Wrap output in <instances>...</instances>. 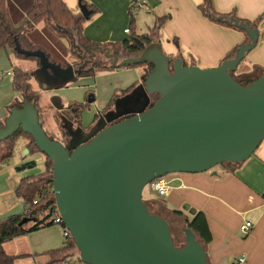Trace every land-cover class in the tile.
I'll list each match as a JSON object with an SVG mask.
<instances>
[{
  "label": "water",
  "instance_id": "1",
  "mask_svg": "<svg viewBox=\"0 0 264 264\" xmlns=\"http://www.w3.org/2000/svg\"><path fill=\"white\" fill-rule=\"evenodd\" d=\"M79 6L87 18L90 10L81 0ZM226 22L247 30L250 41L210 68L186 65L180 57L171 63L159 41L123 59L110 48L95 47L116 69L153 64L140 87L145 103L127 106L68 146L47 135L39 109L29 100L12 108L0 125V141L21 129L53 161L56 206L80 263L210 264L191 229L184 230L186 244L175 246L169 222L150 211L143 194L158 177L243 162L264 140V74L246 86L231 75L256 46L259 31L235 18ZM89 62L73 72L80 74ZM42 63L63 68L46 59ZM29 221L25 217L21 224Z\"/></svg>",
  "mask_w": 264,
  "mask_h": 264
},
{
  "label": "crops",
  "instance_id": "2",
  "mask_svg": "<svg viewBox=\"0 0 264 264\" xmlns=\"http://www.w3.org/2000/svg\"><path fill=\"white\" fill-rule=\"evenodd\" d=\"M33 1L8 0L15 25L22 24L26 11ZM65 1L74 13H81L79 0ZM88 1L97 7V12L85 22V35L95 41L109 42L122 40L125 35L130 34L126 33L125 29L129 28L127 24L130 25L132 20L129 14L132 1H137L136 8H155L157 12L162 7L176 6L186 19V32L189 34L186 47L195 55L191 54V65L209 68L218 66L222 58L246 38L243 30L205 17L197 6L198 1L201 3L203 0ZM212 5L217 12H232L241 20L255 21L260 18L256 27L259 31L258 42L247 52L239 70L250 71L254 65L264 68V0H212ZM113 22H119L124 26L120 35L111 30ZM29 35L36 44L45 47L58 63L70 66L59 69L52 66L50 72L45 67H37L31 61L11 58L5 49H0V73H4L2 78L5 79L0 80V120H3L7 114V105L20 100L17 97L20 94L13 90L12 76L6 73L13 70V65L30 73L33 85L41 94L39 104L42 114L46 110L50 114H56L58 108L66 106L72 100H81L85 97L86 88L81 83L83 78L73 72L75 67L71 64L68 39L53 34L43 22L37 24ZM153 39L158 41L156 35H153ZM51 48L59 56L62 55V59L56 57ZM124 68L111 72H120ZM137 69L134 72L133 82L136 86L134 92H131L137 95L138 101L131 102L132 105L126 104L122 110L127 106L138 109L145 103L140 87L149 69L145 66ZM42 98H45V102L41 101ZM104 116L108 118L107 113ZM112 116L114 115L110 117ZM99 122H102V118ZM27 144L28 139L25 137L24 145ZM33 158L26 149L22 152V160L19 164L11 165L10 160L0 164V219L22 214L25 211L22 200L16 194L23 172H18L16 168ZM214 170L216 174L208 170L170 175L168 177L170 190L165 197L168 206L183 210L188 215H193L197 211L206 213L212 232V241L206 247L210 264H232L240 257H245L244 264H264V140L255 153L235 170L225 165ZM247 221L252 222L253 227L245 233L240 226ZM64 240L63 227L56 224L12 239L10 248H16L14 253L5 249L17 258L30 257L35 262L39 257L45 259L48 257L43 264H49L51 258L47 252L63 246Z\"/></svg>",
  "mask_w": 264,
  "mask_h": 264
},
{
  "label": "trees",
  "instance_id": "3",
  "mask_svg": "<svg viewBox=\"0 0 264 264\" xmlns=\"http://www.w3.org/2000/svg\"><path fill=\"white\" fill-rule=\"evenodd\" d=\"M81 2L82 4H85L90 10V14L87 18L82 13H74L65 0H34L32 5L27 9L22 24L17 26L12 20L8 7V0H0V49H5L11 58L36 62L38 67H45L42 63L43 59H46L49 63L58 64V62L51 57L48 50L45 47L36 44L29 35L34 27L40 22H43L47 29L54 34L68 39L70 43V51L72 55L76 56L77 58L74 59V67H78V65L81 64L82 59L74 47L73 38L75 39V43L78 44L84 51L96 46H112L116 54H119L120 51H122L130 56L138 55L148 44L154 41L153 37L148 33L137 34L133 31V24L135 20L132 13V8L137 6V1H132L131 7L129 8V14L132 17V20L129 26L130 34L127 38L111 42L95 41L90 39L84 33V24L97 12V7L94 4L89 3L88 0H81ZM198 7L203 15L209 18L211 21L238 28L246 33L245 40L231 49L222 58L220 63L226 59L234 57L238 48L250 41V36L248 35L247 30L239 28L235 24L230 25L226 22V20L235 18L239 21H244L248 25H251L255 28L257 27L258 21L260 20V18L255 21L241 20L237 18L232 12L219 13L213 7L212 0H203L198 5ZM158 26L159 25L157 24L156 27ZM244 60L245 57L242 62ZM240 65L235 71L231 72V75L244 86L248 85L250 82L264 74V68L261 66L254 65L250 71L241 72L239 70ZM60 66L66 68L64 65ZM69 66L70 65H68V67ZM141 66L148 67L149 71L153 68V64L148 62L125 67L130 68ZM45 68L52 72L50 68ZM115 69L116 68L112 65V63L110 65H103L98 60H96L90 67L84 69L78 75H96V73L99 72L112 71ZM11 76L13 90L20 94V96H18L20 100L13 101L7 105V114L3 120H0V125L4 124L12 108L20 107L24 100H29L34 102L39 109L40 122L43 125L47 135L51 139L59 141L65 146L72 144L74 139H77L76 136L82 137L91 135L96 129V125L98 124L100 118L115 106L116 101L121 96L133 91L136 86V84L133 83L128 88L122 89L121 93L116 91L111 97L107 106L96 116V120L98 121H96V124L93 127H82L80 120V115L85 107L86 101H94L95 96L93 94L87 93L85 101L72 102L64 107L58 108L57 113L53 117H59L61 119V128L63 134L66 137L64 141L50 133V131L43 124L41 118L42 110L39 104L41 94L40 91L37 90L33 85L30 73L18 66L13 65ZM65 124L67 125L66 127ZM19 135L27 136L30 139L27 150L31 155L33 153L40 152L33 137L28 133H24L20 129L12 136L0 141V164L10 160L12 157L16 138ZM45 157L47 171L41 172L39 174H28L22 176L19 185L16 188V194L23 201L25 211L22 214L11 215L0 219V264H15V260L17 258L16 255L10 254L6 251L4 247L5 242L10 241L15 237L56 224L62 226L63 229L66 228L64 222L56 221V216L59 214L56 206V199L55 196L51 195L49 191V188L53 185V161L50 160L48 156L45 155ZM241 163L242 162H227L222 165L227 166L231 170H235L241 165ZM37 166V160H30L19 165L16 169L18 172H24L33 170L37 168ZM35 198L37 199V203H33V199ZM151 200L158 203L159 206L163 205L164 209L169 213V215L175 219H183L185 228L191 229L195 233L196 239L206 249L207 245L212 241V232L209 227L207 215L204 211H197L193 215H188L183 210L170 208L165 197L155 194ZM145 202L147 203L151 212L159 214L169 222L175 246L182 248L186 244V238H177L172 231V222L167 217H164L162 213L153 211L147 200H145ZM25 217L30 218V221L21 224V221ZM77 251L78 250L74 237L72 235L65 237L63 246L47 252L51 258L49 264H59L67 260L69 257L77 254Z\"/></svg>",
  "mask_w": 264,
  "mask_h": 264
},
{
  "label": "rangeland",
  "instance_id": "4",
  "mask_svg": "<svg viewBox=\"0 0 264 264\" xmlns=\"http://www.w3.org/2000/svg\"><path fill=\"white\" fill-rule=\"evenodd\" d=\"M168 3H170V2H168ZM199 3L200 2L198 1L197 6ZM167 5H169V4H167ZM132 13H133L134 20H135L134 24H133V31L135 33H137V34L148 33L152 37H153V35H156L158 41L162 45V48H163L165 54H167L169 57H171V59H175L177 57H180V58L182 57V59L185 61V63L186 64L188 63L187 65H191L190 64L192 62L191 54L192 55H194V54L192 53L193 51L189 50L186 47V39H187V36L189 35L186 32V19L183 16V14L181 13V11H179V9L176 6H167L166 8L162 7L159 10V12L155 11V8L144 9V8H140V7L139 8L133 7ZM130 19H132V18H130ZM157 24L159 25L158 27H156ZM129 26L130 25L128 23L127 27H129ZM123 29H124V26L119 22H113L111 24V30H113L115 32V34L120 35L121 32L123 31ZM56 36H58V35H56ZM128 36H129V34L125 35L124 38H127ZM102 48H110L111 53L115 51L112 46H102ZM52 51L56 57H59V58L63 57L62 55L59 56L54 49H52ZM69 52H70L69 56L71 55L70 56L71 57V59H70L71 64L73 65L74 59H77V58H76V56H73L71 51H70V43H69ZM77 52H78V50H77ZM105 53L106 52L98 53L97 60L103 65H110L112 63V60L106 58ZM119 54L122 55L121 59L126 58V57H131L130 55H127L126 53H124L122 51H120ZM78 55H79V52H78ZM31 62H33V61H31ZM33 63L37 66L36 62H33ZM197 63L199 64V62H197ZM58 64L64 65V66H66V68L69 65V64H63V63H58ZM198 66H200L202 68H209V67H205V66H201V65H198ZM76 68L77 67H75V69ZM136 68L139 69L140 67H130V68L125 67L123 71L116 72V73H113L111 71H105V72L96 73V75L81 76V78H83L81 83L84 84L85 88H86L85 93L86 94L90 93V94H93L95 96L94 101H92V102L86 101L85 107H84L83 111L81 112L80 120H81L82 127H85V128L86 127L89 128L90 126L93 127L96 124V121H98V120H96V116L99 114V112L101 110H103L107 106V104L109 103L113 94L116 91L118 93H121L122 89H126L130 85L133 84V82L135 81L134 80V72H135ZM3 79L4 78H1L0 80H3ZM11 83H12V77H11ZM133 92H129L128 94L121 96L118 99L115 106L112 107V109L107 112L108 117H110L111 115L118 114L120 112L119 110L122 111V108L126 104L132 105L131 102L136 103L138 101V97ZM86 94H85V97L83 99H81V100L75 99V100L70 101L69 103L78 102V101L79 102L85 101ZM156 99L157 98H155L154 100H156ZM44 100H45V98H42L41 101L45 102ZM54 115L55 114H50L47 110L45 112H43L42 117H41L43 124L50 131V133H52L55 137L65 141L66 137L63 134V131L61 128V124H62L61 119L59 117L54 118L53 117ZM68 125H69V123H68ZM66 126L67 125L65 124V127ZM25 137H26V139H28L27 145H24L25 144ZM29 142H30V139L24 135H19L16 138L14 153H13L12 157L10 158V162H9L11 165H14L15 163L19 164L21 162L22 152H23V150L25 151L27 149ZM32 155L34 157L33 160H37L38 166H37V168L28 171L27 174H24V172H25L24 171L22 176L28 175V174H39L41 172L47 171V166L45 163V161H46L45 155L41 152H36V153H33ZM221 165L222 164H219L216 167H214L213 169H211L212 172L215 171L214 169L220 168ZM170 175H172V174H168V175H166V177L168 178ZM154 196H155V194L150 191L148 186H146L144 189V194H143L144 200H147L148 204L150 205V207L153 211H158V212L162 213V215L164 217H167L172 222V231H173L174 235H176L177 238L184 237V239H185L186 238L185 232H184L185 226L183 224V219H175L174 217L169 215V213L164 209L163 205L159 206L158 203L151 200V198H153ZM189 215H192V214H189ZM11 245H12L11 240L4 243V246L7 249V251L14 253V251H16V248H10ZM47 259H48V257L46 259L44 257H39V258H37V260L35 262L33 258L20 256V257L16 258L15 264H43L44 261ZM59 264H81L78 261V251H77V254L69 257L67 260H65ZM84 264H86V263H84Z\"/></svg>",
  "mask_w": 264,
  "mask_h": 264
},
{
  "label": "built area",
  "instance_id": "5",
  "mask_svg": "<svg viewBox=\"0 0 264 264\" xmlns=\"http://www.w3.org/2000/svg\"><path fill=\"white\" fill-rule=\"evenodd\" d=\"M125 32L126 33H130L129 28L125 29ZM6 73L8 75H11L12 74V70H9ZM3 75H4V73H0V79L3 77ZM147 186L149 187V189H150V191L152 193H154V194H156L158 196H161V197H166L168 195V193H169V190H170L169 180H168V178L166 176L155 178L153 181L149 182ZM49 191H50L51 195L55 196L54 186L53 185L49 188ZM33 203H37V199L36 198L33 199ZM56 221L57 222H63L60 214H58L56 216ZM252 227H253L252 222L247 221V222L243 223L240 226V229L243 232L246 233ZM63 234H64V237H69V236L72 235L71 232L67 228L63 229ZM245 260H246L245 257H240V258L236 259L232 264H244Z\"/></svg>",
  "mask_w": 264,
  "mask_h": 264
},
{
  "label": "flooded vegetation",
  "instance_id": "6",
  "mask_svg": "<svg viewBox=\"0 0 264 264\" xmlns=\"http://www.w3.org/2000/svg\"><path fill=\"white\" fill-rule=\"evenodd\" d=\"M97 47V46H96ZM89 50V49H88ZM86 51V54H85V56H83V55H81L80 57H81V59H82V62H81V64H83L85 61H89L90 59L92 60V62H89V64H88V67H90L96 60H97V57H98V53H102V52H100V50L99 49H95V47H91V52H89V51ZM113 54H116V53H114V52H112ZM116 55H118V54H116ZM119 56L121 57L122 55H120L119 54ZM112 60V59H111ZM173 60L174 59H171V63H173ZM80 64V65H81ZM152 100H154L155 98H157V95L156 94H153L152 96ZM104 117V118H103ZM101 118H102V122H99V121H101ZM100 118V120L98 121V124L96 125V128H99V126H101L107 119L105 118V116L103 115L102 117ZM79 137V136H78ZM77 136H76V140H78V139H80L81 137H79L78 138ZM74 141H75V139H74ZM73 141V142H74Z\"/></svg>",
  "mask_w": 264,
  "mask_h": 264
}]
</instances>
